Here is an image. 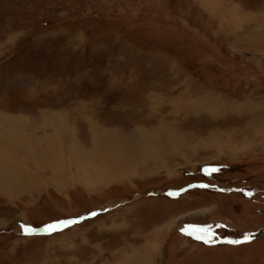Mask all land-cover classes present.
Returning a JSON list of instances; mask_svg holds the SVG:
<instances>
[{"label": "rangeland", "instance_id": "rangeland-1", "mask_svg": "<svg viewBox=\"0 0 264 264\" xmlns=\"http://www.w3.org/2000/svg\"><path fill=\"white\" fill-rule=\"evenodd\" d=\"M0 264H264V0H0Z\"/></svg>", "mask_w": 264, "mask_h": 264}, {"label": "snow or ice", "instance_id": "snow-or-ice-1", "mask_svg": "<svg viewBox=\"0 0 264 264\" xmlns=\"http://www.w3.org/2000/svg\"><path fill=\"white\" fill-rule=\"evenodd\" d=\"M211 171L214 172V171H217V170L216 169H212ZM201 187H207V185H201ZM249 195H250V193H249ZM92 215H95V213H93ZM75 223H77V221L66 222L64 227H67L70 224H75ZM60 230H61V228L57 224L48 225L44 229V231L46 233H48L49 235H51L54 232L60 231ZM22 231H23L24 235L34 236L38 230L30 228V227L23 226L22 227ZM182 232L185 235H188V236H190L193 239H196L198 241H202L205 244L213 243V240L211 238H206V237H211V235H212V233H211L209 228H193L191 230H189V228H184V229H182ZM250 240H251V237L246 235L242 241L241 240H232V241H227V243L233 244V245H238V244H241V243L249 242Z\"/></svg>", "mask_w": 264, "mask_h": 264}, {"label": "bare ground", "instance_id": "bare-ground-1", "mask_svg": "<svg viewBox=\"0 0 264 264\" xmlns=\"http://www.w3.org/2000/svg\"><path fill=\"white\" fill-rule=\"evenodd\" d=\"M217 2V1H216ZM213 3V2H212ZM211 8H212V6H211ZM15 130V129H14ZM55 131V130H54ZM20 132V131H19ZM16 133V132H15ZM18 133V132H17ZM22 134V133H21ZM13 137V136H12ZM104 137H102V139H103ZM116 138V137H115ZM15 139V138H14ZM57 139V138H56ZM105 139V138H104ZM113 140H114V138H113ZM13 141V140H12ZM23 141V140H22ZM54 141V140H53ZM14 142V141H13ZM35 142V141H34ZM121 142V141H120ZM124 142V141H123ZM21 143V142H20ZM27 143H29V142H27ZM56 143V142H55ZM125 143V142H124ZM17 144V143H16ZM32 144V143H31ZM107 144V143H106ZM119 144V143H118ZM28 145V144H27ZM38 144H36V146H37ZM32 146H34V145H32ZM119 146V145H118ZM69 150V149H68ZM55 151V150H54ZM75 152H77V151H75ZM75 152H73V151H70V153L72 154V153H75ZM69 153V154H70ZM60 154V153H59ZM64 155V154H63ZM68 155V154H67ZM90 156V155H89ZM90 159V158H89ZM88 163V162H87ZM84 164V163H83ZM77 166H78V171H80L83 175L84 174H86L85 176H87V178H86V181L88 180V181H94V180H96L98 177V175H100V174H98L97 176H95V175H92L93 173H90L89 174V172L88 171H86V170H84L83 168H80V166H82V165H80V164H76ZM120 165V164H119ZM43 166V165H42ZM76 166V167H77ZM84 166H86V165H84ZM103 167V166H102ZM102 167H101V169H102ZM105 167V166H104ZM117 167V166H116ZM50 168V167H49ZM85 169H86V167H84ZM99 168V167H98ZM108 169V168H107ZM9 170H11V168H9ZM7 171L6 170V172H5V174L6 175H10V171ZM15 170V169H14ZM13 170V171H14ZM12 171V170H11ZM104 171V170H103ZM109 171V170H108ZM117 170H115V171H113L111 174H110V172L108 173V172H106V171H104L105 172V177L102 179V180H104V179H106V178H110V177H112L113 175H114V173L116 172ZM21 172V171H20ZM60 172V171H59ZM96 172V171H95ZM21 173H23V171L21 172ZM57 173V172H56ZM13 174V172H11V175ZM17 174V173H16ZM25 174V173H24ZM15 175V174H14ZM22 175V174H21ZM61 175V174H60ZM20 175H18V176H16V177H19ZM57 176V175H56ZM22 178V181H25V182H27V180H28V174H25V175H23V177H21ZM53 179H56V178H53ZM19 180V179H18ZM21 180V179H20ZM20 180H19V183H20V185H21V182H20ZM2 182H3V180H2ZM30 182V181H29ZM17 186V185H16ZM181 232H182V230H181Z\"/></svg>", "mask_w": 264, "mask_h": 264}, {"label": "flooded vegetation", "instance_id": "flooded-vegetation-1", "mask_svg": "<svg viewBox=\"0 0 264 264\" xmlns=\"http://www.w3.org/2000/svg\"><path fill=\"white\" fill-rule=\"evenodd\" d=\"M196 184H197L198 186L204 185L203 183H196ZM197 185H196V186H197ZM177 190H178V189H177ZM166 191H167V190H165L164 195H167V194H166ZM177 196H178V195H177ZM177 196H174V198H176Z\"/></svg>", "mask_w": 264, "mask_h": 264}, {"label": "water", "instance_id": "water-1", "mask_svg": "<svg viewBox=\"0 0 264 264\" xmlns=\"http://www.w3.org/2000/svg\"><path fill=\"white\" fill-rule=\"evenodd\" d=\"M40 233V232H39Z\"/></svg>", "mask_w": 264, "mask_h": 264}]
</instances>
